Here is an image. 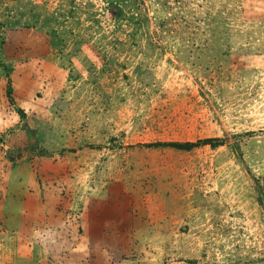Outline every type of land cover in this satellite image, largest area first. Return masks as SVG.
<instances>
[{
	"label": "rangeland",
	"instance_id": "rangeland-1",
	"mask_svg": "<svg viewBox=\"0 0 264 264\" xmlns=\"http://www.w3.org/2000/svg\"><path fill=\"white\" fill-rule=\"evenodd\" d=\"M0 264H264V0H0Z\"/></svg>",
	"mask_w": 264,
	"mask_h": 264
},
{
	"label": "trees",
	"instance_id": "trees-1",
	"mask_svg": "<svg viewBox=\"0 0 264 264\" xmlns=\"http://www.w3.org/2000/svg\"><path fill=\"white\" fill-rule=\"evenodd\" d=\"M204 144H210L211 146H216V142L214 138L204 139L202 141ZM201 144L200 141L193 143V142H185V143H157L154 144L156 146H164V147H172L180 150H190L192 147L199 146Z\"/></svg>",
	"mask_w": 264,
	"mask_h": 264
}]
</instances>
